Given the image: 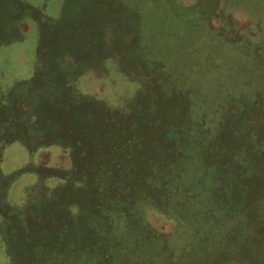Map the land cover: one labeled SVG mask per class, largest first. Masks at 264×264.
<instances>
[{
  "label": "rangeland",
  "instance_id": "374dc122",
  "mask_svg": "<svg viewBox=\"0 0 264 264\" xmlns=\"http://www.w3.org/2000/svg\"><path fill=\"white\" fill-rule=\"evenodd\" d=\"M260 80L264 0H0V264H218L226 246L209 250L215 256L206 246L195 250L198 235L182 207L181 220L147 203L137 205L148 213L141 225L139 212L124 218L134 206L131 199L123 204L121 190L128 152L139 153L141 164V157L174 152L182 137L189 145L179 152L188 162L204 160L199 170L210 173L212 158L221 163L219 175L230 173L246 152L241 146L233 155L226 146L211 157L225 136L216 125L211 135L209 108L222 105L217 117H229L230 94L263 88ZM197 109L207 111L204 122ZM243 116L232 126L243 129ZM76 130L82 145L74 149ZM160 170L169 171L167 163ZM262 192L252 185L236 193L233 184L231 196L250 203ZM197 193L193 187L187 194ZM102 198L118 210L103 223L96 210ZM209 205L219 208L218 201ZM256 215H205L203 228L220 243L241 238L252 257L244 264H264V222Z\"/></svg>",
  "mask_w": 264,
  "mask_h": 264
},
{
  "label": "trees",
  "instance_id": "16d2710c",
  "mask_svg": "<svg viewBox=\"0 0 264 264\" xmlns=\"http://www.w3.org/2000/svg\"><path fill=\"white\" fill-rule=\"evenodd\" d=\"M21 1V0H20ZM23 4V2H22ZM25 10H31L28 5L24 6ZM234 49V47L230 46L229 49ZM233 60V59H232ZM241 60V59H240ZM237 61V59H235ZM57 69L59 67L54 64ZM240 67V66H238ZM255 81L259 80V77L256 75L252 76ZM234 81V80H232ZM260 85H263V81H261ZM232 83V82H231ZM264 88V87H263ZM257 88L256 90H253L252 87L246 88V87H240V97H237V93L233 92L230 94L228 98V102L224 104L226 106V112L229 114V117L225 118H218L216 113L223 111L222 105L220 108H218L212 112V108H209V111L211 113L210 116H207L210 120V123L212 125V134H215L219 129L224 133L221 139L218 140V145L221 149L214 150L213 152H208L211 154V157L216 156L219 157L221 154L222 149H224L226 146L232 150L231 154L234 155L237 151H240L241 146L245 149V155L244 160H238L233 156L237 163L240 164L239 167H235L230 170V173H226L224 175L220 174V169L222 167L216 165L218 162L215 159L210 158L209 160H206L207 163H211L213 167H211L209 170L210 173L206 172L204 168L199 170V162H205L204 160L198 159L196 163H191L186 160V158L182 155H180V147L182 145H186V140H183L182 137H178L174 140L176 145V150L172 153H166L158 156L152 157V155H149V158L143 159L141 157L140 161L141 164H139V161H137V156H139V153H137L133 149H130L128 152V160L129 164L125 169V173L127 174V179H125V182L128 185L123 184L121 187V190L123 191V194H127L124 197L123 204L128 203V200L134 201V206L128 208L125 212L128 219H133L135 215L139 212V208L137 205L141 204H151L154 206V209H158L161 211H164L166 213H171L173 215H179L178 212L179 209L182 207L184 210H186L188 215L190 216L189 219H192V223L190 222L197 232L198 240L195 244V250L199 247H205L207 248V254L211 255L213 254L215 256V252L209 253V250H214L216 246H219L220 248H224L226 246L227 251L223 253L224 256H218L217 257V263L218 264H244L248 263L249 259H251V256H248V253H243L241 246L244 244L242 242L241 238H238L234 235L232 238L231 236L227 238L226 242L220 243L219 241H216V237L212 235V232L210 230H206L203 228L205 219V215L208 216L207 220H218L219 218L224 217L225 219H228L232 217L237 212L244 211L250 217L252 215H256L260 213L261 215H258V218L261 219L260 222H264V198H258L256 202L253 200L249 203L248 199H245L243 201H235L234 196H231L233 194V184L236 187V193L240 192V188L245 189L248 191V189L253 185H256L258 188V192L262 191V196L264 197V89ZM236 87H234L235 91ZM233 90V89H232ZM250 91V92H249ZM241 100V103L238 105H241L239 108L236 105V102H239ZM236 101V102H235ZM234 103L235 106L233 107V110L231 108L232 104ZM215 109V108H213ZM219 109H222L219 111ZM187 111V110H186ZM198 116L196 120L198 122H204L205 120V113L207 112L203 109H197ZM255 112L256 117H252V112ZM188 112V111H187ZM225 112V113H226ZM190 117L186 118L188 122L192 120V112L190 113ZM242 125L243 129H238L236 127H233L232 124L237 125L238 122H236V118H242ZM196 117V116H195ZM233 117L234 121L231 119ZM87 118V115H86ZM89 120V118H87ZM208 120V121H209ZM90 121V120H89ZM176 121V118L173 117L169 121H163L161 124V127L163 128V124H174ZM178 121V120H177ZM185 121V119H184ZM179 122V121H178ZM83 122H80L82 124ZM180 123V122H179ZM183 123V121H182ZM213 125H216L219 129H213ZM256 132H259L256 133ZM194 132H189V138L188 140H191L192 138L190 135H193ZM76 138L73 140L72 145L73 148L76 149L82 145L81 138H78L77 136V130L75 131ZM257 135V142L253 140V136ZM194 137V136H193ZM161 137H156L150 141V149L154 148V145ZM139 138H132L131 142H137L139 143L138 147L141 146V142L138 141ZM197 143H200L196 139ZM96 142V141H95ZM205 144V143H204ZM174 145V144H173ZM232 145V146H228ZM66 149L71 148L69 145H64ZM215 147V146H214ZM128 148V147H127ZM210 148V147H209ZM207 148V149H209ZM197 150L198 147L195 146V160L197 156ZM192 152H189V154H192ZM187 154V155H189ZM157 155V154H156ZM172 156H175L173 160H171ZM256 156V163L257 168L251 164V157ZM118 159H124L121 155L118 157ZM173 161H176L173 163ZM182 161V162H181ZM126 162V160H125ZM162 162L167 163L169 171L163 172L160 170V167L162 165ZM232 162V160H230ZM226 166H230V163H225ZM181 166L185 169L182 170ZM179 167V168H178ZM180 169V170H179ZM193 174V175H190ZM208 177V179L203 180V178ZM131 179H136L135 181H131ZM99 181V178H93L92 183L95 184ZM133 182L136 185L133 187L131 186V183ZM251 186H249L250 184ZM138 184L141 185L138 187ZM130 185V186H129ZM196 187L198 193L194 196H191L189 191ZM138 191V194L136 193ZM218 192L220 194V200L218 198H215L213 200V195ZM223 193V195L221 194ZM122 195V193H121ZM258 195V193H257ZM188 197V200L185 201L184 198ZM247 196V195H245ZM177 198H181L183 201L180 204H177L175 202H167L168 200H175ZM212 199V200H211ZM167 200V201H166ZM210 201H218L219 208L215 210V208H212V206L209 205ZM97 207L96 210L98 212V219L100 222H104V220L108 219L109 214L115 210L117 213V209L113 207H108L105 204V200L102 198L98 203H96ZM103 205V206H101ZM213 205V204H212ZM177 212V213H175ZM184 212V211H183ZM23 213V212H22ZM185 213V212H184ZM73 214V213H71ZM141 214L148 218V213L144 211L143 213H138L139 218V225L143 223L141 220ZM142 216V217H143ZM180 220L184 217H186L185 214L179 215ZM257 216V215H256ZM207 218V217H206ZM68 225V224H66ZM151 229L155 230L154 228ZM138 230H140L138 228ZM59 233V230H58ZM159 234V232L157 231ZM258 235L264 236V228L259 227ZM261 242L264 243V237L261 238ZM213 244V246H212ZM221 245V246H220ZM98 246L94 247L97 248ZM218 248V247H217ZM241 250V251H240ZM114 251V250H113ZM117 252H115L116 254ZM207 257V256H206ZM210 258V257H208ZM205 262H209L207 258L204 260ZM254 261V258H253Z\"/></svg>",
  "mask_w": 264,
  "mask_h": 264
}]
</instances>
